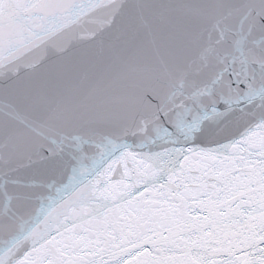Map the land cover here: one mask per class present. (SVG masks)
<instances>
[{"label":"snow or ice","instance_id":"obj_1","mask_svg":"<svg viewBox=\"0 0 264 264\" xmlns=\"http://www.w3.org/2000/svg\"><path fill=\"white\" fill-rule=\"evenodd\" d=\"M0 264H264V0H0Z\"/></svg>","mask_w":264,"mask_h":264}]
</instances>
